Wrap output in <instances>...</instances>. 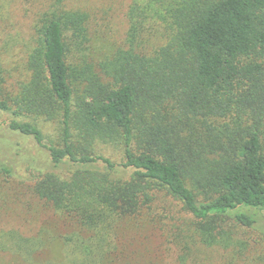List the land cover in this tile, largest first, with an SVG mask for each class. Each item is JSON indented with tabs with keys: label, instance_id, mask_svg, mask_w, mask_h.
<instances>
[{
	"label": "trees",
	"instance_id": "1",
	"mask_svg": "<svg viewBox=\"0 0 264 264\" xmlns=\"http://www.w3.org/2000/svg\"><path fill=\"white\" fill-rule=\"evenodd\" d=\"M13 2L0 0V21ZM126 19L124 47L93 63L89 14L53 0L33 26L23 79L13 80L0 51L9 129L41 145L30 121L62 120L61 145L47 151L67 177L42 174L32 191L79 229L51 256L39 233L1 231L0 255L129 264L118 228L162 191L196 220L192 243L234 258L246 251L237 228H253L264 211V0H131ZM96 142L118 144L123 162L97 155ZM224 218L238 227L225 230ZM190 253L185 245L177 264H189Z\"/></svg>",
	"mask_w": 264,
	"mask_h": 264
},
{
	"label": "rangeland",
	"instance_id": "2",
	"mask_svg": "<svg viewBox=\"0 0 264 264\" xmlns=\"http://www.w3.org/2000/svg\"><path fill=\"white\" fill-rule=\"evenodd\" d=\"M52 1L14 0L8 8L10 17L0 21V51L6 58L3 51L7 49L14 81L23 79L25 61L33 49V26L37 16ZM130 3L131 0H64L67 8L85 11L90 16V35L85 52L87 61L99 62L124 47L128 27L126 13ZM13 119L10 113L0 111V165L9 170V175L0 173V232L14 230L26 237L39 233L51 244L47 254L59 255L64 249L61 238L79 229L41 202L32 188L47 172L67 177L66 166L54 167L47 151V147L61 145L62 120L17 119L36 125L43 137L40 145L30 136L12 132L8 124ZM93 149L97 155L113 163L123 162V151L118 144L96 142ZM195 223L179 201L162 191L157 193L149 210L120 224L117 231L119 251H124L130 258L129 264H177L178 257L188 245L191 249L189 264H264V211L259 213L257 223L251 229L237 228L230 218L220 222L225 230L237 228L240 231L238 238L246 246L241 258H234L231 250L205 248L197 242L192 243ZM0 264L21 262L11 255H0Z\"/></svg>",
	"mask_w": 264,
	"mask_h": 264
}]
</instances>
